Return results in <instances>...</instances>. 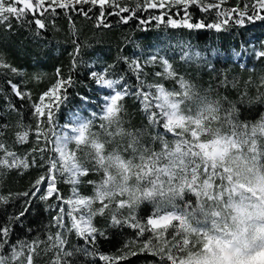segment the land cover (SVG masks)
<instances>
[{"label": "snow or ice", "instance_id": "snow-or-ice-1", "mask_svg": "<svg viewBox=\"0 0 264 264\" xmlns=\"http://www.w3.org/2000/svg\"><path fill=\"white\" fill-rule=\"evenodd\" d=\"M225 2L135 0V8H129L127 0L123 3L120 0H0V24L11 28L12 19L24 20L37 14L42 17L49 11L56 14L57 8L89 17L97 5L98 27L109 26L104 11L106 6L118 9L109 11V16L130 14L121 16L123 23H128L137 11H170L174 6H181L183 18L179 22L167 13L153 17L172 28L221 31L230 19L239 24L245 19L264 20V0H248L239 8L227 10L222 8ZM194 5L204 12L219 10L216 22H190L188 8ZM147 22L140 20L141 24ZM32 23L38 29L46 28L40 18H34ZM257 55L264 58V50ZM0 68L18 72L2 55ZM132 70L140 79L141 65L133 62ZM91 75L98 85L112 90V94H105L103 115L99 117L103 121L99 125L102 131H92L93 122L89 120L75 126L66 124L67 130L62 133L53 132L54 108L72 84L71 78L61 77L59 70L55 84L32 104L36 124L30 126L22 121L17 124L19 130L13 145H23L34 139L32 153H43L49 150L47 145H53L50 149L53 156L45 158L46 166L34 157L29 159L30 153L21 156L13 150V145L4 139V130L10 125H0V169L45 167V172L33 181L28 191L16 195L28 197L26 205L33 198L58 202L48 206L55 212L51 221L57 230L49 232L46 240L37 237L31 242L10 244L11 224L0 223V264H35V257L41 252L54 253L49 264H70L66 258L74 253L65 248V233L74 232L94 245L97 235L105 233L93 220L105 212L109 213L112 226L126 225L134 230L133 239L118 249L117 255L99 254V260L106 264H122L142 253L160 257L161 264H264V114L254 123L234 118L237 111L234 104L223 108L218 100L200 95L167 60H161V71L155 76L174 81L176 87L172 89H166L159 82H141L130 92L123 85L117 89L115 86L121 81L109 78L106 71ZM9 83L17 97L30 99L15 84ZM260 88H264V77L257 86L258 92ZM128 95L140 100L151 125H159L173 138L169 140L157 133L150 146L141 142L142 131L126 129L122 101ZM42 124L48 131H44ZM50 133L54 139L49 138ZM102 135L108 139H102ZM156 141L159 148L154 146ZM109 144L114 145L111 150L107 147ZM90 173L100 178L98 182L86 181L93 185V194L88 196L81 194L77 185ZM61 177L62 182L72 185V194L67 198L57 186ZM12 195L0 193V203H9ZM144 202H151L153 208L147 209L143 217L137 216L136 210ZM97 203L99 207H93ZM124 208L129 209L127 215L121 212ZM26 212L27 207L11 219L19 220ZM6 246L9 252H5ZM83 253L97 255L87 249Z\"/></svg>", "mask_w": 264, "mask_h": 264}, {"label": "trees", "instance_id": "trees-1", "mask_svg": "<svg viewBox=\"0 0 264 264\" xmlns=\"http://www.w3.org/2000/svg\"><path fill=\"white\" fill-rule=\"evenodd\" d=\"M120 2L123 3L124 0ZM247 2L248 0H226L222 8H239ZM126 6L135 8V0H127ZM117 10L106 6L104 11L108 27L97 26L99 6L93 7L89 17L57 8L56 14L49 11L42 17L37 14L36 17L29 15L24 20L12 19L11 28L0 24V55L18 70L17 73H12L0 68V125H10L4 130V139L9 145H13L15 134L19 130L18 122L22 121L30 126L36 124L32 104L38 102L39 96L55 84L58 79L57 70L61 77H70L72 84L62 93L61 102L54 108L51 124L54 133H60L64 125H71L78 116L84 121L91 120L92 130L95 132L102 131L99 125L103 121L98 116L102 113L104 97L108 92L95 82L91 75L93 72L106 71L109 78L121 81L118 85H123L130 92L137 89L141 82H159L166 89L176 87L174 81L155 76L156 72L161 71V60L171 63L179 76L192 84L200 95L218 100L223 108L234 104L237 110L234 118L253 123L260 120L264 114V95H260L264 93V88H260L258 92L257 86L261 77H264V58H260L257 53L264 50V20L245 19L243 24H239L230 19L223 30L216 31L209 28H172L153 19L156 15L167 13L179 22L183 18L181 6L172 7L168 12L165 9L137 11L128 23H123L121 16L130 14L107 15L109 11ZM188 11L191 14L190 22L213 23L216 22L219 10L204 12L194 5ZM34 18L42 19L46 28L38 29L32 23ZM140 20L148 22L141 24ZM153 57L157 59L153 61ZM133 62L141 65L140 79H137V73L132 70ZM9 81L25 93L26 97L30 96V99L21 100L17 97ZM122 103L125 108L124 127L132 131H142V143L153 146L152 137L157 133L169 140L173 138L159 125L153 126L149 123L142 104L136 97L128 95ZM41 127L48 131L43 124ZM49 138L54 139V135L50 133ZM101 138L103 139V135ZM34 144V139H31L23 145L14 144L13 150L21 156L30 153L29 159L34 157L38 163L46 166L45 158L53 156L50 151L53 145H47L49 150L43 153H32ZM154 146L159 148V142L156 141ZM44 172L45 167L38 166L26 170L0 169V193L13 194L9 203H0V223L11 224L10 244L19 241L31 242L37 237L46 240L49 232L57 230L52 227L51 221L55 212L48 207L58 203L57 201L45 202L33 198L26 205L28 197L16 195L28 191L33 181ZM92 178H95L92 173L81 178L84 182L77 185L81 194H90L89 183L86 181L93 180ZM62 180V177L58 178L57 186L67 198L72 194V185ZM25 207L27 212L24 216L19 220L11 219ZM150 208H153L151 202H144L136 210V215L143 217ZM121 212L127 215L129 209H121ZM93 223L105 233L104 236L97 235L94 245L85 242L74 232L65 233V248L74 253L66 258L70 264H106L99 260V254L117 255L118 249L133 239L134 230L126 225L112 226L108 212L95 217ZM85 249L94 251L97 255L86 256L83 253ZM9 251L10 248L6 246L5 252ZM53 258V252H41L35 257V264H49ZM122 264H161V261L158 256L142 253L130 257Z\"/></svg>", "mask_w": 264, "mask_h": 264}, {"label": "rangeland", "instance_id": "rangeland-1", "mask_svg": "<svg viewBox=\"0 0 264 264\" xmlns=\"http://www.w3.org/2000/svg\"><path fill=\"white\" fill-rule=\"evenodd\" d=\"M98 6V5H97ZM175 7V6H174ZM169 10L168 9H165V12H168ZM177 14H178V12H176ZM180 17V16H179ZM179 17H178V19H179ZM176 20H177V18H176ZM178 21V20H177ZM101 86V85H100ZM117 89H119L120 88V86L117 84L116 86H115ZM104 88V87H103ZM106 90H107V92H108V94H112V90L111 89H107V88H105ZM103 107H104V105H103ZM103 115V112L102 113H100L99 114V116L98 117H100V116H102ZM81 121H84V119L82 118V117H80V116H78L77 118H75V120H74V122L71 124L72 126H75V124H77V123H79V122H81ZM161 129L163 130V128L161 127ZM67 129H63V130H61L60 131V133H62L63 131H66ZM92 131H94L95 132V130H92ZM56 133V132H55ZM103 139H108V137H106V136H103ZM117 140H119V137L117 138ZM107 147H108V149L109 150H111L113 147H114V145H112V144H109V145H107ZM88 166H90V165H88ZM93 177H95V178H92L94 181H99V176L98 175H95V174H93ZM89 189H90V194L88 195V196H91L92 194H93V185L92 184H89ZM117 199H119V197H117ZM93 207H99V204L97 203V204H95ZM113 207H115V205H113ZM150 235V234H149Z\"/></svg>", "mask_w": 264, "mask_h": 264}]
</instances>
